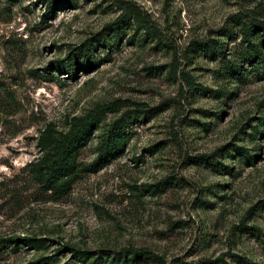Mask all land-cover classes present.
Listing matches in <instances>:
<instances>
[{
  "label": "rangeland",
  "instance_id": "obj_1",
  "mask_svg": "<svg viewBox=\"0 0 264 264\" xmlns=\"http://www.w3.org/2000/svg\"><path fill=\"white\" fill-rule=\"evenodd\" d=\"M49 1L0 0V264H264V0Z\"/></svg>",
  "mask_w": 264,
  "mask_h": 264
},
{
  "label": "trees",
  "instance_id": "obj_2",
  "mask_svg": "<svg viewBox=\"0 0 264 264\" xmlns=\"http://www.w3.org/2000/svg\"><path fill=\"white\" fill-rule=\"evenodd\" d=\"M56 2V0H50L47 3L46 11L44 13L45 15L52 14L54 12ZM101 110L102 108L95 109L92 112L81 117L79 121L71 128V130H69L64 136L59 138L60 146L58 147V149H56L45 157L44 165L47 166V171L49 173V176L46 179V186L48 189L52 188L53 185H51V182L55 181V178L57 177V175H53V168L55 164L70 151V149L73 147L74 142L85 131V129L97 118ZM107 139L109 142H111V135H108ZM20 239H23V237H0V245L3 243H16ZM128 251L137 254H145L146 256L154 258L158 256L156 253L149 251L143 247H132L129 248Z\"/></svg>",
  "mask_w": 264,
  "mask_h": 264
}]
</instances>
